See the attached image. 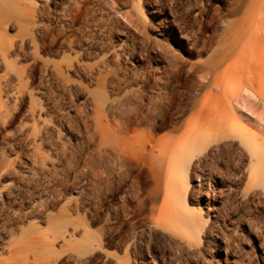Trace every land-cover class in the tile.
Listing matches in <instances>:
<instances>
[{
	"label": "rangeland",
	"instance_id": "obj_1",
	"mask_svg": "<svg viewBox=\"0 0 264 264\" xmlns=\"http://www.w3.org/2000/svg\"><path fill=\"white\" fill-rule=\"evenodd\" d=\"M2 102L0 264H264V0H0Z\"/></svg>",
	"mask_w": 264,
	"mask_h": 264
},
{
	"label": "bare ground",
	"instance_id": "obj_2",
	"mask_svg": "<svg viewBox=\"0 0 264 264\" xmlns=\"http://www.w3.org/2000/svg\"><path fill=\"white\" fill-rule=\"evenodd\" d=\"M19 10H21V14H22V15L20 14L21 15L20 17L21 18L23 17L22 18L23 20H27L28 21V25L31 26L34 30L37 29L40 32V34H41L40 38H38V41L40 42V44H39L38 41H36V39L33 38V42L37 46V47L35 46L36 48L44 47V48L54 49V46L57 43V41H59L61 39H63V41H65L67 46L70 47V48H72V46L75 44L76 39L72 38V36L74 34L72 33V30H70L68 27L60 29V28H57V27H51V26L46 27V26H43V25H37L36 24L37 23L36 13L38 12V8L36 6L33 9L32 8L28 9L26 7H20ZM69 26L71 27V25H69ZM24 43H26V42H24ZM7 49L9 50V52L15 53L17 55H21L24 58L27 56V52L25 50L24 44L19 45L18 48L17 47L13 48V45H12V47H9ZM4 56H5V54H4ZM48 64H49L48 62H44L45 66H47ZM34 65L35 64L28 65V68L33 69ZM54 66L57 68V71L60 68L65 67V65H63L61 63H56ZM76 67H77V64L73 60L72 61L70 60L69 61V65H66V70L67 69L76 68ZM59 75H60V73H59ZM5 106H6V104L4 102H2L0 108H3ZM8 112L4 114V109H3L1 114H2L3 117H5V116H8ZM201 148L202 147L200 145H198V146L196 145L195 146L196 151H201Z\"/></svg>",
	"mask_w": 264,
	"mask_h": 264
}]
</instances>
